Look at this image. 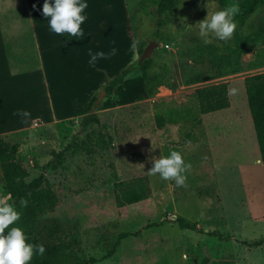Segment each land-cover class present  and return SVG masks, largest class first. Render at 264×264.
Here are the masks:
<instances>
[{
    "label": "rangeland",
    "instance_id": "obj_1",
    "mask_svg": "<svg viewBox=\"0 0 264 264\" xmlns=\"http://www.w3.org/2000/svg\"><path fill=\"white\" fill-rule=\"evenodd\" d=\"M157 1L87 0L83 35L71 37L50 30V17L42 14L45 0H0V24L27 26L28 34L30 15L19 10L37 7L34 18L49 68L54 115H70L76 106L86 104L98 81L89 52L107 50L97 25L103 9L126 5L129 40L120 49L117 66L111 65V74H102L90 99L98 98L110 78L139 60V48H146L151 40L158 42L150 57L153 94L134 69L113 96L104 93L96 102L93 113L100 123L86 125L87 117L74 113L70 118L39 119L30 128L0 133L20 144L17 158L29 173L27 180L43 172L44 185L57 198L53 209L39 215L36 235L44 243L61 246V264H84L91 258L97 259L93 264H264V168L244 84L247 76L264 72V66H249L264 48V6L244 25L235 21L230 40L212 37L205 44L195 26L208 14L224 9L219 0H176L162 26ZM236 32L249 37L250 51L240 57V70L228 73L225 62L217 65V59L235 48ZM209 57L210 63L201 61ZM190 76L205 79L189 83ZM40 77L33 79V96L37 90L43 94ZM218 83L228 84L230 107L205 114L198 127L188 124L196 141L182 143L181 124L156 126L158 109L189 104L197 89ZM9 90L10 84L0 79V111L9 115H0V131L19 125L12 117L17 102L7 99ZM44 113L53 117L50 110ZM171 151L181 153L190 165L181 187L149 173L153 161ZM139 177L148 179L150 196L118 207L116 182ZM0 201L14 206L1 167ZM181 218L197 229L182 228ZM148 224L154 225L146 228ZM209 232H218L224 239Z\"/></svg>",
    "mask_w": 264,
    "mask_h": 264
},
{
    "label": "trees",
    "instance_id": "obj_2",
    "mask_svg": "<svg viewBox=\"0 0 264 264\" xmlns=\"http://www.w3.org/2000/svg\"><path fill=\"white\" fill-rule=\"evenodd\" d=\"M220 4L226 8L230 6L234 0H219ZM176 0H158L157 11L159 15L158 24H165L164 17L167 13L173 11ZM240 5V13L234 19L240 25H244L247 19L261 6H264V0H238ZM235 48L229 49L225 55L218 57L219 62L224 61L226 64V72L236 73L240 70V57L250 51L249 37L239 32L235 33ZM145 48H139L140 56ZM198 51V50H197ZM210 55V52H209ZM204 64L210 63L209 59L201 60ZM152 59L145 60L139 64V60L129 66L123 68L114 77L110 78L104 85L107 96L111 97L115 89L124 84L127 78L138 69L142 75L147 92L153 94V85L151 80ZM222 65V64H221ZM224 65V64H223ZM222 65V66H223ZM252 68L264 66V48L258 50L255 59L249 64ZM205 76L187 78V82H200ZM245 91L248 100V106L251 113L254 130L261 154V160L264 168V72L249 75L244 80ZM142 97V96H138ZM98 98L94 96L84 107L76 111L77 116H86L84 123L88 125L90 121L100 123L99 118L93 113ZM230 107L229 88L227 83H218L209 85L196 90L193 100L186 105L168 107L158 109L155 114V123L157 127H165L169 124H181L182 143L197 140V136L187 127L191 124L198 127L203 124V115L221 111ZM20 151L19 143L7 141L0 135V167L4 179L7 195L10 196L11 203L14 204L16 210L20 213V219L13 226L21 227L27 237V242L32 244H42L45 248L43 255H33L30 264H61L62 248L57 244L42 242L36 235L37 219L39 215L54 208L57 198L54 192L47 188L45 184V176L42 172L37 178L28 181L29 173L18 160L17 156ZM51 165V162L45 167ZM151 194L149 181L146 177H139L133 181L118 180L115 184V198L118 207L139 203L147 199ZM26 201L25 205L21 201ZM148 224L146 228L153 226ZM179 225L182 228L197 229L196 225L187 223L184 219H179ZM7 231V230H6ZM211 237H218L220 240L224 237L218 232H209ZM129 234H122L127 237ZM260 243V242H259ZM97 261L95 258L89 259L84 264H93Z\"/></svg>",
    "mask_w": 264,
    "mask_h": 264
},
{
    "label": "crops",
    "instance_id": "obj_3",
    "mask_svg": "<svg viewBox=\"0 0 264 264\" xmlns=\"http://www.w3.org/2000/svg\"><path fill=\"white\" fill-rule=\"evenodd\" d=\"M120 5H122L121 2ZM35 8L37 7L30 6V8L25 7L23 10H19L23 11L24 14L30 15V23H32L30 28L32 29L29 34L25 32L24 29V27L27 26L13 25L11 22L8 24H0V79H4L10 84L7 99L12 97V99L17 102L15 107L16 112L12 117L15 118L14 123L19 124L16 127H9L4 131H0L1 134L14 129L24 130L30 128L37 123L39 119H44L45 121L49 119V121H53L57 118H70L77 110L84 107L93 98L90 99L94 90L102 81V74L104 72H107L108 75L111 74V65L112 67L117 66L116 61L118 62L121 53L120 49L129 40L128 30L130 23L126 5L125 8H119L116 6L105 10L103 9L101 12L102 17L98 19L97 25L103 30L101 42L104 41V46L107 50H101L99 52H104L107 58L98 59L93 67V77L98 78V81L89 92L86 104L84 103L80 106H76L72 109L70 115H54L56 113L53 96L54 93L50 91L52 85L48 78L49 68L40 46L39 32L38 27L36 26L38 23L34 18ZM14 26L20 28L14 29ZM7 31H17V34L6 35ZM122 31L124 33H122ZM110 46L114 47L109 48ZM113 48L116 49V54L107 55ZM39 76H41L40 78H42L44 82V87L42 88L43 94L40 96L37 90L33 96V93H31L32 85L34 83L33 79L37 80ZM44 109L50 110L53 117L48 118L46 113H44ZM21 110L28 111L30 116L27 119H22V117L17 114ZM8 113L9 112H6V114ZM0 115L9 116L4 115V112L1 111ZM206 131L209 135L210 127L206 126Z\"/></svg>",
    "mask_w": 264,
    "mask_h": 264
},
{
    "label": "clouds",
    "instance_id": "obj_4",
    "mask_svg": "<svg viewBox=\"0 0 264 264\" xmlns=\"http://www.w3.org/2000/svg\"><path fill=\"white\" fill-rule=\"evenodd\" d=\"M88 7L87 0H45L42 7V14L50 17L48 26L57 35L67 34L71 37L83 35L81 25L86 20V15L82 13ZM240 13L238 0L219 11L207 15L195 27L199 29V35L205 44L211 43L214 37L221 41L231 39L236 28L235 17ZM116 49L107 55H115ZM89 64L95 66L98 59L107 58L104 52L95 54L89 52ZM231 92H235L232 89ZM22 119H27L30 113L21 110L17 113ZM259 163V161H258ZM190 168L177 151H171L169 155L153 161V166L149 170L150 175H159L162 180H173L177 187L185 185L187 179L185 173ZM22 205L26 201H21ZM20 219V213L16 208L7 202L0 201V264H30L33 255H43L45 248L42 244H32L27 242L28 237L25 231L14 225ZM7 230V231H6Z\"/></svg>",
    "mask_w": 264,
    "mask_h": 264
},
{
    "label": "water",
    "instance_id": "obj_5",
    "mask_svg": "<svg viewBox=\"0 0 264 264\" xmlns=\"http://www.w3.org/2000/svg\"><path fill=\"white\" fill-rule=\"evenodd\" d=\"M155 46H158V42L156 41H150L148 46L145 48L144 52L139 58V64H142L145 60L149 59L151 57L152 51ZM106 93L105 90L102 91L101 95H99L97 102H99L102 98V94Z\"/></svg>",
    "mask_w": 264,
    "mask_h": 264
}]
</instances>
